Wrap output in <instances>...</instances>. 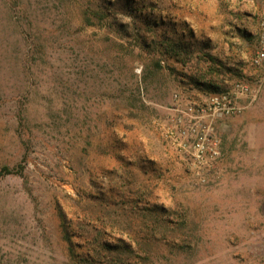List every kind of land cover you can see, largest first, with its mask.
<instances>
[{
    "label": "rangeland",
    "instance_id": "rangeland-1",
    "mask_svg": "<svg viewBox=\"0 0 264 264\" xmlns=\"http://www.w3.org/2000/svg\"><path fill=\"white\" fill-rule=\"evenodd\" d=\"M263 4L0 0V167L20 169L0 178V264H82L63 223L143 189L140 205L169 222L141 232L144 212L131 213V264L255 262L264 66L250 59ZM243 76L258 95L214 110Z\"/></svg>",
    "mask_w": 264,
    "mask_h": 264
},
{
    "label": "trees",
    "instance_id": "trees-1",
    "mask_svg": "<svg viewBox=\"0 0 264 264\" xmlns=\"http://www.w3.org/2000/svg\"><path fill=\"white\" fill-rule=\"evenodd\" d=\"M165 46L166 51H170L175 55L180 50L179 44L177 45L174 42H167ZM156 64L159 66L157 61ZM19 170H13L6 165H2L0 167V178ZM124 196L122 194V199L117 208L107 209L101 215H93L91 214L92 212L85 213L82 210V213L76 214V222L73 224V227L66 226L63 223L64 237L68 243V253L74 260L82 262V264L104 262H109L110 264H117V262L131 264V258L134 255L137 256L132 246L136 244L137 239L135 238L137 236H134L130 231L129 216L132 215L131 213L144 212L140 215V221L138 222V231L141 232L143 229L154 230L155 226L157 228L164 221L169 222L163 217L164 213L162 211L159 212V215H157L158 213L152 215L149 212V208L140 205L141 202L146 201L144 189L137 191L134 197L126 196L127 200L124 199ZM61 216L62 222H64L65 217L63 214ZM147 220L151 221L152 226L149 225ZM73 237L77 238V240L73 241ZM110 238L114 242H110ZM140 239H148V236L142 235Z\"/></svg>",
    "mask_w": 264,
    "mask_h": 264
},
{
    "label": "built area",
    "instance_id": "built-area-1",
    "mask_svg": "<svg viewBox=\"0 0 264 264\" xmlns=\"http://www.w3.org/2000/svg\"><path fill=\"white\" fill-rule=\"evenodd\" d=\"M257 47L250 59L252 67L264 66V4L260 8L257 15L256 28ZM260 90V82L254 80L250 82L246 76L236 79L230 87L218 93L212 101L211 105L218 113H233L236 110H241V105L238 102L239 98L249 97L254 99Z\"/></svg>",
    "mask_w": 264,
    "mask_h": 264
},
{
    "label": "crops",
    "instance_id": "crops-1",
    "mask_svg": "<svg viewBox=\"0 0 264 264\" xmlns=\"http://www.w3.org/2000/svg\"><path fill=\"white\" fill-rule=\"evenodd\" d=\"M258 106L264 108V100L258 101ZM257 139H260V137H257ZM260 144L262 146L263 158H259V162L256 160L258 163L256 162L255 167L258 176L254 185V192L252 189L253 186L250 184L248 186L252 196H249L247 204L254 206L253 208L256 216V227L249 228L246 230V232H248L247 235L250 236L249 241L251 245H253V247H251L252 249L250 248L249 250H253L254 248L257 254L256 261L250 264H264V141L262 142L261 140ZM244 232L245 230H242L241 234L245 235Z\"/></svg>",
    "mask_w": 264,
    "mask_h": 264
}]
</instances>
